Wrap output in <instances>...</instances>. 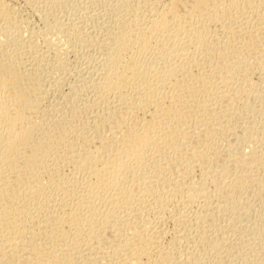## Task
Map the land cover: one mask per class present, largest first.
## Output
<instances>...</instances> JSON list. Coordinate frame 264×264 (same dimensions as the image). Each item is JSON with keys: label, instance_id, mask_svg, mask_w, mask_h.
Instances as JSON below:
<instances>
[{"label": "rangeland", "instance_id": "rangeland-1", "mask_svg": "<svg viewBox=\"0 0 264 264\" xmlns=\"http://www.w3.org/2000/svg\"><path fill=\"white\" fill-rule=\"evenodd\" d=\"M176 1L0 9V264H264V0Z\"/></svg>", "mask_w": 264, "mask_h": 264}, {"label": "bare ground", "instance_id": "bare-ground-1", "mask_svg": "<svg viewBox=\"0 0 264 264\" xmlns=\"http://www.w3.org/2000/svg\"><path fill=\"white\" fill-rule=\"evenodd\" d=\"M9 1V0H8ZM171 0H169V2H170ZM173 1V0H172ZM171 1V2H172ZM198 2H196V3H198V5H200V2H199V0H197ZM203 0H201V2H202ZM215 1H217V0H215ZM229 1V0H228ZM227 1V2H228ZM239 1L240 0H230V3H232L233 5L234 4H237L236 6H238V4H239ZM171 2H170V4H171ZM176 2H178V1H176V0H174V4H176ZM203 2H205V1H203ZM209 2H210V4H206V6L208 7L209 5H211V3H214V2H212V0L210 1L209 0ZM218 2V1H217ZM216 2V3H217ZM227 2H225V3H227ZM10 3V2H9ZM166 3H167V1H166ZM173 3V2H172ZM216 3H214V9H216L215 8V6H217V4ZM169 4V3H168ZM216 4V5H215ZM220 4H222V3H220ZM219 4V5H220ZM228 4V3H227ZM231 5V4H230ZM229 5V6H230ZM254 5V4H253ZM11 6V5H10ZM140 6V5H139ZM167 5H164V7H166ZM172 6V5H171ZM170 6V7H171ZM224 6V5H223ZM227 5H225V7H226ZM235 6V7H236ZM9 7V5L7 4V0H0V9H2V8H8ZM169 7V8H170ZM174 7H175V5H174ZM234 7V6H233ZM135 8H137V5H136V7ZM210 8V7H209ZM167 9H168V7H167ZM172 9H174V8H172ZM226 10L228 9L229 11H230V9L231 8H225ZM233 9V8H232ZM138 9H136V11H137ZM168 10H170L171 11V9H168ZM168 10H164V11H168ZM207 10H208V8H207ZM213 10V9H212ZM218 10V8L216 9V11ZM220 10V9H219ZM223 10V9H222ZM224 11V13L225 12H228V11ZM133 11H135V9L133 10ZM136 11L134 12V13H136ZM162 11V10H161ZM164 11H162V13L164 14ZM214 11V10H213ZM157 12V11H156ZM159 12V11H158ZM157 12V13H158ZM209 12V11H208ZM207 12V13H208ZM215 12V11H214ZM218 12H221V11H218ZM231 12V11H230ZM138 13V12H137ZM161 13V12H160ZM159 13V14H160ZM163 14H160V15H163ZM217 14V13H216ZM223 14V13H222ZM137 15V14H136ZM136 15H134V18H135V16ZM218 15H220V13H218ZM224 15V14H223ZM158 17H160V16H158ZM215 17V16H214ZM220 17V16H219ZM223 17H225V16H223ZM127 19V18H126ZM137 19V18H136ZM156 19V18H155ZM161 19H163V17H160V19H156V20H158V21H160ZM139 20V19H138ZM154 20V19H153ZM127 21V20H126ZM133 21H135V23H137L136 22V20H134L133 19ZM132 21V22H133ZM162 21V20H161ZM195 21V20H194ZM152 22H154V21H152ZM151 22V23H152ZM134 23V22H133ZM134 23V24H135ZM161 23V22H160ZM160 23H155L156 25H153L154 26V28H156L157 27V24H160ZM129 24H130V21H129ZM112 25V24H111ZM132 25V24H131ZM152 26V25H151ZM153 26L152 27H150V29H152L153 28ZM156 26V27H155ZM124 27V26H123ZM127 27H129V25L127 26ZM131 28L133 27V26H130ZM129 27V28H130ZM128 28V29H129ZM111 29V28H110ZM119 29V28H118ZM119 31V30H118ZM121 31V30H120ZM129 31V30H128ZM124 32V31H123ZM122 32V33H123ZM125 32H127V30L125 31ZM152 32V31H151ZM113 33V32H112ZM119 34V35H116V36H118V37H114V39H116V40H114V41H116V42H114V43H116V45L112 48V51H111V53H110V55H109V57L108 56H106V58L107 59H105L106 60V63L105 64H107L106 66H108V68H107V72L109 73H106V70H104V72H105V75L104 76H106V80H105V82H107V77H108V82L107 83H105V82H103V84L105 85V84H107L108 86H111V85H113V80H116V78H118V77H120V74L122 75V73L123 72H120V73H118L117 72V69H123V68H126V67H128V66H125V63H127L128 61H125V60H123V55H125L126 56V54H124L125 52L127 53V50L125 51V49H127L128 48V45H129V42H128V40H130L131 41V38H129L128 40L126 39V35L123 33V34ZM128 34H129V32H127ZM111 35V34H110ZM110 37V36H109ZM109 40V39H108ZM109 43V42H108ZM110 44V43H109ZM113 44V43H112ZM131 46H132V41H131ZM112 46V45H111ZM132 48V47H131ZM110 52V51H109ZM108 55V54H107ZM129 55V54H128ZM104 57V56H103ZM130 57V56H129ZM111 58V59H110ZM125 59V58H124ZM127 59V58H126ZM105 60H103V61H105ZM127 65V64H126ZM105 66V67H106ZM123 67V68H122ZM31 68V67H30ZM105 69V68H104ZM128 69V68H127ZM127 69H124V72H126L127 71ZM118 70V71H119ZM121 71H123V70H121ZM106 74H108V76L106 75ZM4 78V77H3ZM5 79V78H4ZM3 79V80H4ZM113 81V82H112ZM111 82H112V84H111ZM111 84V85H110ZM107 85H106V87H107ZM103 88V87H102ZM103 90H105V89H103ZM106 90H108V89H106ZM105 90V92H108V91H106ZM107 94V93H106ZM93 101V100H92ZM25 109V108H24ZM24 109H22L23 111H18L15 115H10L9 114V112H8V109H7V104H5L4 103V98L2 97V95H1V90H0V131H3V129L6 131V133H8L12 138H18V137H21L22 136V134L24 133V129L25 130H28V131H30V130H32V126H30V125H28V123H31L30 122V120L28 119V116H27V113L25 112V110ZM2 123H4V126L5 127H3V128H1V124ZM27 123V125H28V127H26L25 126V124ZM24 125V129L22 128V126ZM248 155V154H247ZM247 155H245V156H247ZM251 155H253V154H251ZM251 155H248V156H251ZM255 155V154H254ZM244 156V159H242L243 160V162L246 160V158H248V157H245ZM248 159H250V158H248ZM251 160V159H250ZM204 162V161H203ZM206 162V161H205ZM248 161H246L245 163H247ZM202 163V162H201ZM194 164V163H193ZM192 164V165H193ZM199 164V163H198ZM207 164V163H206ZM248 164V163H247ZM202 166H203V164H201ZM203 167H205V166H203ZM202 168V167H201ZM52 170V168H49L48 170H46L45 169V173L47 174V175H49L50 177H51V175H52V173H53V171H51ZM206 170V169H205ZM208 173V172H207ZM203 176V175H202ZM53 177V176H52ZM203 178H205V177H202V179ZM39 178H37V180H36V183L35 184H32L31 186H29V188L31 189V192L33 191V192H36V193H38L39 192V190H42V189H39L38 188V186H41V185H39L41 182L38 180ZM50 179H52V178H50ZM53 181V180H52ZM191 181H193V180H191ZM198 181V180H197ZM202 181V180H201ZM224 181V180H223ZM51 182V181H50ZM187 182H189V181H187ZM194 182V181H193ZM203 182V181H202ZM165 183H167V182H165ZM206 183V182H205ZM177 184V183H176ZM185 184H187L186 182H185ZM199 184H202V183H199ZM219 184H221V183H219ZM223 184H224V182H223ZM222 184V185H223ZM166 185V184H165ZM180 185V184H179ZM194 185H195V183L194 184H190V185H185L186 187H185V193H186V195H187V198H189V200H187L188 202H191L192 200L194 201L195 199H197V197L199 196V195H197V194H199V189H197V188H194ZM184 186V185H183ZM204 186V185H203ZM216 186V185H215ZM168 187V186H167ZM166 187V188H167ZM196 187V186H195ZM198 187V186H197ZM200 187H201V185H200ZM205 187V186H204ZM217 187H218V185H217ZM223 187V186H222ZM40 188H42V187H40ZM165 188V187H164ZM179 189V188H178ZM181 189V188H180ZM197 189V190H196ZM221 189V188H220ZM166 190V189H165ZM168 190H170V189H168ZM182 190V189H181ZM199 190V191H198ZM202 190V189H201ZM180 191V190H179ZM205 191V190H204ZM198 192V193H197ZM202 192V191H201ZM200 192V193H201ZM184 193V194H185ZM162 194V193H161ZM160 194V195H161ZM167 194V193H166ZM175 194V193H174ZM176 194H178V193H176ZM205 194V193H204ZM209 195V194H208ZM215 195H217V194H215ZM174 196V195H173ZM185 196V195H184ZM201 196V195H200ZM204 196V195H203ZM214 196V195H213ZM218 196V195H217ZM171 197V196H170ZM207 197V196H206ZM160 198V197H159ZM163 198V197H162ZM171 198H173V197H171ZM170 198V199H171ZM180 198V197H179ZM185 198V197H184ZM199 198V197H198ZM210 198V197H209ZM158 199V198H157ZM175 199V198H174ZM178 199V198H177ZM159 200V199H158ZM160 200H162V199H160ZM191 200V201H190ZM156 201V200H155ZM162 201H166V200H162ZM184 201V200H183ZM204 201V200H203ZM213 201V200H212ZM149 202V201H148ZM166 202H169V200H167ZM165 202V203H166ZM175 202V201H174ZM179 202V201H178ZM182 202V201H181ZM180 202V203H181ZM185 202V201H184ZM225 202H228V201H226L225 200ZM236 202V201H235ZM162 203V202H161ZM186 204H187V202H185ZM198 203V202H197ZM202 203V202H201ZM211 203V202H210ZM218 203V202H217ZM234 203V202H233ZM151 204V203H150ZM169 204V203H168ZM190 204V203H189ZM188 204V205H189ZM219 204V203H218ZM228 204H231V203H228ZM166 204H164L163 206H165ZM171 205V204H170ZM202 205V204H201ZM220 205V204H219ZM219 205H217V208H218V206ZM160 206V205H159ZM175 205H173V207H174ZM203 206V205H202ZM205 206V205H204ZM209 206H212L211 204L209 205ZM229 206V208L230 209H232V207H230V205H228ZM232 206V205H231ZM151 207H152V205H151ZM160 207H162V206H160ZM220 207V206H219ZM224 207V206H223ZM159 208V207H158ZM165 208V207H164ZM211 208V207H210ZM222 208V207H221ZM162 209V208H161ZM166 209H167V207H166ZM199 209H202V208H199ZM212 209V208H211ZM226 209H228V208H226ZM164 210V209H163ZM140 211V210H139ZM142 211V210H141ZM140 211V212H141ZM149 211V210H148ZM161 211V210H160ZM166 211V210H165ZM212 211H213V209H212ZM211 211V212H212ZM220 211V210H219ZM218 211V212H219ZM223 211H225V209L223 210ZM227 211V213L228 212H230L231 213V210H226ZM162 212V211H161ZM161 212H159V213H161ZM174 212V211H173ZM214 212V211H213ZM145 213H148L147 212V210H146V212ZM163 213V212H162ZM230 213H228V215L229 216H231L232 215V213H231V215H230ZM240 213V212H239ZM208 214V213H207ZM206 214V215H207ZM201 214H199L198 216H200ZM232 217V216H231ZM236 217V216H235ZM155 218V217H154ZM160 218V217H159ZM232 218H234V217H232ZM201 219V218H200ZM200 219H197V220H200ZM230 219V218H229ZM235 219V218H234ZM160 220V219H159ZM228 220V219H227ZM231 220V219H230ZM198 222V221H197ZM142 223V222H141ZM196 223V222H195ZM144 225V224H143ZM140 226V225H139ZM144 226H146V225H144ZM232 226H234V224H232ZM144 228V227H143ZM135 229H137V228H135ZM153 230V229H152ZM23 234L25 233L24 232V230H23V232H22ZM155 234V233H154ZM152 235H153V233L151 234V240H153L154 238H152ZM157 235V234H156ZM155 235V236H156ZM160 235H158V237H159ZM157 238V237H156ZM160 238V237H159ZM154 241H157L158 242V238H157V240H154ZM160 241V240H159ZM215 243V242H214ZM153 245V244H152ZM157 246V244L156 245H154V246H152V247H156ZM161 246V245H160ZM160 246L158 245V248H160ZM151 247V248H152ZM163 248V247H162ZM152 250V249H151ZM151 250H149V251H151ZM153 250H155V249H153ZM157 250H159V249H157ZM157 250H155L156 251V253L158 252ZM163 250H165V249H163ZM160 251V250H159ZM161 251H162V249H161ZM160 251V252H161ZM165 251H167L168 252V250H165ZM163 252V251H162ZM152 253H153V251H152ZM158 254H161V253H158ZM168 254V253H167ZM152 255V254H151ZM165 255V254H164ZM154 256H158V255H155L154 254ZM153 256V257H154ZM162 256H163V254H162ZM152 257V258H153ZM193 257V256H192ZM191 257V258H192ZM155 258V257H154ZM157 258H159L160 259V257L158 256ZM165 258H166V256H165ZM189 258V257H188ZM191 258H189V259H191ZM125 260V259H124ZM129 260H131V259H129ZM158 260V259H157ZM161 260V259H160ZM194 260V259H193ZM193 260H191V261H193ZM155 261V260H154ZM125 262V261H124ZM183 263V262H182ZM181 263V264H182ZM130 264V263H129ZM134 264H135V260H134Z\"/></svg>", "mask_w": 264, "mask_h": 264}]
</instances>
